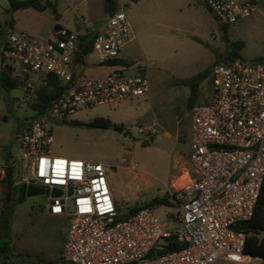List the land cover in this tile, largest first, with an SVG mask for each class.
<instances>
[{
  "label": "built area",
  "instance_id": "obj_1",
  "mask_svg": "<svg viewBox=\"0 0 264 264\" xmlns=\"http://www.w3.org/2000/svg\"><path fill=\"white\" fill-rule=\"evenodd\" d=\"M222 26L251 16L256 5L242 0H203ZM134 33L123 7L113 12L98 33L92 52L99 64L117 61ZM0 49L3 67L11 71L26 102H33L42 75L51 72L68 85L43 112L14 138L21 184L44 188L48 212L69 221L61 258L67 264H264L244 253L246 234L235 226L251 220L264 184V63L240 58L212 67L213 98L189 111L190 152L182 187L172 180L166 187L177 207L180 226L166 230L148 207L122 217L109 184L110 168L103 163L53 154L52 123L78 111L149 94L150 82L141 68L134 76L118 71L103 78L76 77L84 42L56 23L49 38L7 33ZM24 106V103H21ZM157 125L141 128L155 135ZM9 165L0 166V181ZM57 189L61 196H53ZM71 192V194H70ZM3 203H0V214ZM174 237L185 246L151 258L164 239Z\"/></svg>",
  "mask_w": 264,
  "mask_h": 264
},
{
  "label": "rangeland",
  "instance_id": "obj_2",
  "mask_svg": "<svg viewBox=\"0 0 264 264\" xmlns=\"http://www.w3.org/2000/svg\"><path fill=\"white\" fill-rule=\"evenodd\" d=\"M50 1L55 10L48 8L38 13L13 11L8 0H0V29L5 34L17 32L11 20L18 18L30 27V31L24 32L37 37L40 36L37 33L52 32L56 11L72 10L68 20L77 24L83 22L81 13L85 9L103 11L98 0H85L75 8L78 0ZM120 1L124 3L119 8L125 9L138 36L129 46L133 52L129 75L145 69L150 92L78 111L65 120L53 122L52 150L59 157L105 164L110 168L108 178L113 181L114 199L122 217L133 207H148L166 230L174 231L180 226L179 215L166 186L177 179L174 175L176 152L184 153L182 143L178 144L174 135L179 125L184 131L189 111L207 104L206 99L213 95L211 73L217 61L240 58L253 64L264 63V0H242L254 3L256 10L229 26L220 25L205 10L193 12L178 6L170 14L153 15L150 0ZM91 30L95 29L91 27ZM88 60L94 61L97 57L89 54ZM110 70L99 66L101 74ZM35 101L26 102V95L19 87L6 89L0 78V164L5 159L13 162L19 155L14 138L35 117L32 109ZM96 119L110 120L120 129L91 126ZM154 124L157 125L155 135L140 132L141 128ZM163 198L169 202H156ZM17 199V194L11 195L0 185V200L5 204L0 226L3 240L13 255V260L6 264H58L47 258L54 249L59 227L47 214L49 195L26 197L21 203ZM59 263L65 264L62 259Z\"/></svg>",
  "mask_w": 264,
  "mask_h": 264
},
{
  "label": "crops",
  "instance_id": "obj_3",
  "mask_svg": "<svg viewBox=\"0 0 264 264\" xmlns=\"http://www.w3.org/2000/svg\"><path fill=\"white\" fill-rule=\"evenodd\" d=\"M84 1L85 0H78V2H75L73 7L75 8V7L79 6ZM150 1L153 2V7H152L153 10L151 12L153 15L170 14L178 6H185L186 8L190 9L193 12H197L198 10H200V11L205 10L206 12H209V14H211V12L208 10V8L205 5L203 0H200V2L198 0H150ZM98 2L102 3L103 11H100V12L94 11L90 8L85 9L81 13V17L83 18V22L81 24H77V21L75 22L73 20H71V21L68 20L69 15L71 14L72 10L67 9L62 13L59 11L55 12L56 14L54 15V18H53V25H55L56 23H59L62 26L66 27L72 31H75L80 36V38L83 40L94 39V37L98 33H101L106 29L107 20H108L109 16L111 15V13H109L106 10V7H105L106 0H98ZM116 2H117L116 3V9H118L124 3V2H121L120 0H116ZM29 10H35V9H32V8L26 9V11H29ZM13 11H19V10H13ZM35 11L38 13H41L37 10H35ZM15 14H14V16H15ZM34 17H36V15H34ZM87 22L89 24H87ZM11 24L17 29V33H25L24 31H30V27H26L27 24L22 23L18 18H13L11 20ZM91 27H93L95 30L94 31L91 30ZM168 27H170V25H168ZM132 29H133L134 33L136 34V39L124 46V48L121 52V57H120V60L123 61V63H125V65H128V64L131 65V61H132L131 59L133 58V52L131 51V47H129V46L131 43L138 40L137 33L135 32L133 26H132ZM141 32H142V30L138 31V34ZM37 34L40 35L37 37L47 39L50 37L51 31L44 32V33H37ZM4 42H5V36H4V39L0 42V49L3 46ZM125 65H123V64L110 65V64H106V63L105 64H99L97 62V60L89 61L88 56H86L82 63H77L76 77L77 78H88L89 76H98V75H105L106 76L107 74L114 72V71H118L125 76H130L129 70L131 67L125 66ZM99 66H105L111 70L108 71L107 73L102 72V74H101V73H99ZM2 68H3V59L0 55V72H1ZM124 70H126V74L124 73L125 72ZM135 72H137V71H135ZM212 98H213V95L208 97L206 99L207 103H209L212 100ZM188 116H189V113H188ZM183 129H184V131H181V126L179 125V128H177L176 133L174 135V137L176 138V142H178V144L182 143L181 146H182V149L184 150L183 154L181 152H176L177 157H176L175 165H174V168H175L174 175H175V177H177L176 180H178V178L181 175H183V173L185 172V169H187V167H188V158H189V152H190V133H191L190 116H189L187 123L184 125ZM9 163H11V160L5 159L4 162H2L0 164V166H6ZM109 184H110L112 194L114 197V190L111 186L113 184V181L111 179H109ZM1 202L3 203V208H4L5 207L4 202L0 200V203ZM2 212H3V210H2ZM47 214L51 218H54L57 221V224L59 225L58 230H57V241L55 243L54 249L52 250L50 256L47 255V258L50 260L49 262H51V263L58 262V264H60L59 259H62L61 254H62L63 247H64V244L66 241L69 221L64 216L51 215L48 211H47ZM0 223H1V217H0ZM1 228L2 227L0 226V247L4 248L5 250L4 251L0 250V264H6V261L13 260L12 259L13 255L11 254V248L3 240Z\"/></svg>",
  "mask_w": 264,
  "mask_h": 264
},
{
  "label": "trees",
  "instance_id": "obj_4",
  "mask_svg": "<svg viewBox=\"0 0 264 264\" xmlns=\"http://www.w3.org/2000/svg\"><path fill=\"white\" fill-rule=\"evenodd\" d=\"M138 1V0H135ZM10 8L12 10H26L35 9L39 12H43L48 8H53L55 10V5L50 0H8ZM106 10L109 13L115 12L116 5L114 0H106L105 2ZM209 10V9H208ZM210 11V10H209ZM0 35H2V40L4 39L5 32L0 29ZM83 40V39H82ZM84 45L81 53L78 56L77 63H82L86 56L92 52L93 39L83 40ZM3 46H6L4 42ZM106 64L118 65L123 64L120 59L117 61L108 62ZM130 66V64L125 65ZM1 83L6 89L18 88V81L14 79L11 75V71L8 68H2L0 72ZM68 88L61 78L51 72H45L42 75L41 84L37 90V97L35 103L32 105V109L35 114L43 112L50 103L60 97ZM91 126L109 128L114 126L116 129H120L116 124H113L110 120L96 119L93 121ZM14 161L9 163V168L7 169L6 177L0 182L3 189L9 191L11 195L17 194V202L21 203L26 198V185L21 184L18 179V168L13 165ZM157 203H168L167 198L157 199ZM143 207H133L126 217L134 215ZM238 231H243L246 234V245L244 248V253L252 256L254 258L264 259V184L260 193V197L256 204L253 217L249 221L240 222L235 226ZM162 248H155L150 254V257H156L158 255L165 254L167 252L178 251L182 249L185 245L183 243L177 242L175 238L169 237L164 239L159 245ZM0 250L4 251V248L0 247ZM65 263V262H64ZM67 264V263H65Z\"/></svg>",
  "mask_w": 264,
  "mask_h": 264
},
{
  "label": "water",
  "instance_id": "obj_5",
  "mask_svg": "<svg viewBox=\"0 0 264 264\" xmlns=\"http://www.w3.org/2000/svg\"><path fill=\"white\" fill-rule=\"evenodd\" d=\"M46 192H45V189L44 188H40V187H36V186H28L27 189H26V197H35V196H41V195H45ZM61 191L60 190H57L55 189L53 192H52V195L53 196H61ZM71 194V192H70Z\"/></svg>",
  "mask_w": 264,
  "mask_h": 264
},
{
  "label": "bare ground",
  "instance_id": "obj_6",
  "mask_svg": "<svg viewBox=\"0 0 264 264\" xmlns=\"http://www.w3.org/2000/svg\"><path fill=\"white\" fill-rule=\"evenodd\" d=\"M188 182V176L184 175L181 178H178V180L175 181V186L176 187H182Z\"/></svg>",
  "mask_w": 264,
  "mask_h": 264
},
{
  "label": "flooded vegetation",
  "instance_id": "obj_7",
  "mask_svg": "<svg viewBox=\"0 0 264 264\" xmlns=\"http://www.w3.org/2000/svg\"><path fill=\"white\" fill-rule=\"evenodd\" d=\"M45 192H46V190H45Z\"/></svg>",
  "mask_w": 264,
  "mask_h": 264
}]
</instances>
